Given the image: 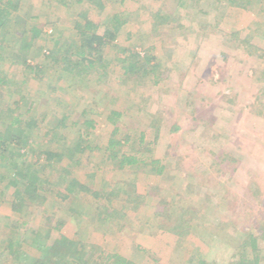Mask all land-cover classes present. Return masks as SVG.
I'll return each mask as SVG.
<instances>
[{
	"label": "rangeland",
	"instance_id": "374dc122",
	"mask_svg": "<svg viewBox=\"0 0 264 264\" xmlns=\"http://www.w3.org/2000/svg\"><path fill=\"white\" fill-rule=\"evenodd\" d=\"M18 1L8 31L0 33L7 78L0 130L6 114H21L29 137L12 148L8 143L0 155V264H32L42 255L38 244L60 235L134 264H193V257L228 264L238 254L264 261V0ZM82 15L126 23L98 72L82 76L77 66L65 76L62 61L50 64L44 53L59 44L78 50ZM33 25L48 34L31 43L27 57L42 70L23 63L26 40L18 31L27 37ZM143 56L155 57L149 64L157 66L139 68ZM134 63L127 74L125 65ZM112 111L123 113V151L141 147L146 162L138 169L119 170L106 159ZM31 119L36 125L26 128ZM88 119L96 125L84 124ZM88 143L96 149L70 158L71 147ZM47 151L57 155L47 159ZM153 159L165 167L162 174L153 171ZM29 167L38 169L39 196H29L27 180L12 184L16 170ZM71 179L101 197L75 191L63 199ZM17 189L25 197L22 212L12 206Z\"/></svg>",
	"mask_w": 264,
	"mask_h": 264
},
{
	"label": "trees",
	"instance_id": "16d2710c",
	"mask_svg": "<svg viewBox=\"0 0 264 264\" xmlns=\"http://www.w3.org/2000/svg\"><path fill=\"white\" fill-rule=\"evenodd\" d=\"M2 0H0V33L2 32L5 34L6 31H8L7 22H8V15L11 12V10H16L19 6V1L17 0L14 3V0H6L5 2L1 3ZM233 1V0H232ZM100 5L104 6L105 4L103 1H100ZM11 9V10H10ZM84 20V24H81V22H77V28L80 33V40L81 45L78 47V50L72 51L71 45L64 46V45H55L48 53H44V57L46 60H50V64L58 63L62 61L63 67L60 74H63L65 76H72L73 72L75 70V67L82 66V69L79 70L78 74L86 75L87 73L91 71H97V63L101 62L102 55L104 53V50L109 46L114 44L117 34L121 27L126 23L125 20L119 19L117 16L111 19V24L106 21H100L95 22L93 20H90L89 17L82 15L81 16ZM28 33V32H27ZM49 33V32H48ZM51 33V32H50ZM49 33V34H50ZM18 35L21 36L20 39L24 38L26 40V43L22 45L24 52V65L27 66L29 69H39L42 70L44 68V64H41L40 62H32L27 61V57L29 56L30 51L32 50L31 43L36 40L38 37H43V35H48L47 33H44L40 27L37 25H33L30 33L26 37L25 31L21 32V30L18 31ZM23 40V39H22ZM60 41V40H57ZM4 40H0V59L2 58V51L4 50V45L2 44ZM56 43V42H55ZM64 47V48H63ZM67 47V48H65ZM126 49L124 48L123 52ZM142 51L138 52V54H133V57L138 58L140 57V54ZM144 53V52H143ZM144 55V54H142ZM145 57V60H144ZM144 61H140L139 68L148 69V67H154L157 66V64H149L152 60L155 59V57H146L143 56ZM150 65V66H149ZM47 65L45 66V68ZM136 67V64H129L125 65L124 69L125 72L131 73L134 72V68ZM7 78L4 74V71L0 68V96H2L1 90L3 89V86H6ZM123 113L112 111L110 114V121L113 123L114 128L111 133V138L108 141V144L105 148L106 152V159L109 161L114 162L113 164H117V168L125 169L127 167H135L138 169L141 164H144L146 161H143L141 158V147L135 151V154H130L127 151H123V148L125 144L128 143V140L120 139L118 138V134L120 132V124L118 123ZM21 114L13 115L10 119V112L9 114H6L5 116V123L6 128L3 130H0V155L1 153H6L8 149V143H10V147L12 148L13 145H21V143L24 142L27 143L28 137L26 135V129L23 127L22 124L26 120L22 119ZM96 122L94 119H88L85 120L84 124H86L88 127H94L96 125ZM36 125V121L33 119L26 122V128H34ZM59 125H65V122L62 121ZM58 125V126H59ZM57 126V127H58ZM90 133H86L87 136H89ZM80 139L84 140L85 138L82 137V135H79ZM145 138V133L140 135V145L142 146V143ZM86 142L89 141V139L85 140ZM9 147V148H10ZM23 148V146H21ZM96 147L88 143L85 146H81L79 144L77 147H71L68 150V154L71 159H75L74 157H77L80 153H84L86 151L94 150ZM20 150V148H18ZM99 149V147L97 148ZM12 153V152H10ZM47 159H51L54 156L57 155V153H54L52 151L46 152ZM5 156V155H4ZM62 154H60V157ZM13 158V157H12ZM75 161H77L75 159ZM153 165V171L158 174H162L165 167L160 166L156 167L155 165L160 163V159H153L151 162ZM1 164V163H0ZM13 165L16 166L14 163ZM3 166V165H1ZM28 168L25 170H16L14 178L12 179L13 186H17L18 181L21 180H27L29 182L27 184L26 192L29 194L30 197H34V195L39 196L37 190L34 188L33 185L40 181L38 177V169ZM79 179V178H78ZM78 179H71L70 185L67 188V193L64 194L63 199H68L72 193L75 191H82L87 192L93 195L94 197H101V194L99 193V190L96 188H90L83 184L81 181H78ZM5 175L2 173L0 168V185L4 183ZM108 194V193H107ZM112 194V193H110ZM127 194L130 195V192H127ZM24 194H22L18 189L14 191V200L12 202L13 209L17 212L23 211V200H24ZM73 210V209H72ZM101 212V211H100ZM100 215V214H99ZM74 218L75 216H71ZM172 230H176L177 227H170ZM252 238V243L255 247L256 242V236L253 234L250 235ZM9 247L11 248V253L14 254L13 256L15 258L18 257V250L15 249V244L10 242ZM86 245L82 243L81 241L75 240L73 238H68L65 235H60L59 237H56L53 241V243H39L38 249L42 252V255L39 258H33L32 264H97L99 262V259L102 261L106 259V262H111L113 264H134L132 259H129L126 256L121 255L120 253H113V252H107L104 249L99 248V246H94L93 249L91 247V251H87ZM91 252V253H90ZM90 253V254H89ZM238 258L234 259L231 263L228 264H264L263 259L258 255H254L252 257L249 256H242V254L237 255ZM24 257V256H23ZM28 259L27 256L24 257V260ZM193 264H209L207 260L204 257H200L197 259H190ZM100 261V262H101ZM90 262V263H89ZM20 264V263H19ZM24 264H28L25 263Z\"/></svg>",
	"mask_w": 264,
	"mask_h": 264
}]
</instances>
